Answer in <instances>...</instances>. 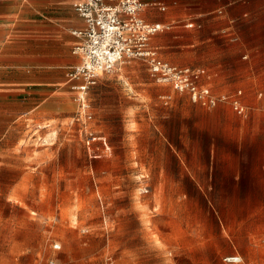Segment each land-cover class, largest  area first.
<instances>
[{
  "label": "rangeland",
  "instance_id": "374dc122",
  "mask_svg": "<svg viewBox=\"0 0 264 264\" xmlns=\"http://www.w3.org/2000/svg\"><path fill=\"white\" fill-rule=\"evenodd\" d=\"M186 22L152 43L162 58L207 71ZM57 88L29 112L11 101L22 110L0 123V264H264V130L250 144L228 143L223 115L191 109L216 107L156 80L140 59L101 74L83 111L66 84ZM152 121L183 167L166 139L151 136ZM149 152L160 154V169Z\"/></svg>",
  "mask_w": 264,
  "mask_h": 264
},
{
  "label": "crops",
  "instance_id": "0c3cea01",
  "mask_svg": "<svg viewBox=\"0 0 264 264\" xmlns=\"http://www.w3.org/2000/svg\"><path fill=\"white\" fill-rule=\"evenodd\" d=\"M159 1L165 5L164 10L146 8L141 11V16L149 22H160L168 27L187 20L185 26L194 28L191 46L206 49L195 63L213 66L207 67V71L205 68H193L199 72L198 83L202 79L208 80L215 84V89L227 90L219 94H236L246 112L236 113L229 101L219 102L210 111L197 105L191 109L210 117L223 115L224 139L228 143L240 145L244 140L245 144H250L247 136L264 130V0ZM72 2L0 0V123H6L7 114H17L22 110L8 107L11 101L17 105L31 104L25 107L29 112L39 105V98L46 100L57 95L59 84L69 87L66 74L77 57L72 49L78 40L71 31L83 24ZM21 96L26 100L22 101ZM226 103L231 108L225 106ZM158 124L154 123L151 136L158 142L166 139L173 150L169 156L177 162L174 165L183 167L181 154L175 152L172 143L163 137ZM194 125L211 135L208 125L204 127L198 122ZM147 157L154 162L155 168L162 167L158 152H149ZM260 159L259 167L264 169V157ZM168 184L173 185L174 182L169 181ZM188 184L204 190L201 182L193 176H190ZM211 186L208 184L207 187Z\"/></svg>",
  "mask_w": 264,
  "mask_h": 264
},
{
  "label": "built area",
  "instance_id": "2783aa9c",
  "mask_svg": "<svg viewBox=\"0 0 264 264\" xmlns=\"http://www.w3.org/2000/svg\"><path fill=\"white\" fill-rule=\"evenodd\" d=\"M72 7L83 24L71 31L78 38L72 49L78 61L69 66L66 77L74 93L73 99L82 111L89 105L88 91L97 84L101 74L113 72L130 60L140 59L156 80L186 92L191 101L208 107L229 101L236 113L246 112L236 94L214 93L209 86L198 83V70L172 63L159 55L151 37L168 26L149 22L140 14L146 8L164 10L165 5L159 0H73ZM81 110L77 111L80 118ZM86 117L91 115L86 114ZM93 139L90 133L86 136L89 150H93ZM108 148L105 144L103 149ZM225 259L235 262L240 257L230 255Z\"/></svg>",
  "mask_w": 264,
  "mask_h": 264
}]
</instances>
